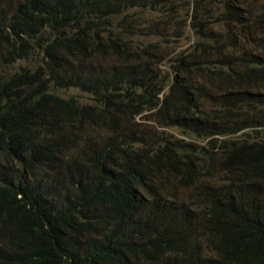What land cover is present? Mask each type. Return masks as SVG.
<instances>
[{
	"label": "trees",
	"instance_id": "trees-1",
	"mask_svg": "<svg viewBox=\"0 0 264 264\" xmlns=\"http://www.w3.org/2000/svg\"><path fill=\"white\" fill-rule=\"evenodd\" d=\"M219 2L208 21L225 34L163 72L125 43L137 25L124 13L160 14L167 40L182 0H0V59L14 66L0 71V264H264V12L251 22V0ZM107 57L120 67L107 73ZM69 89L92 103L54 92ZM144 121L212 136L211 149L141 133ZM202 229L217 250L194 240Z\"/></svg>",
	"mask_w": 264,
	"mask_h": 264
},
{
	"label": "rangeland",
	"instance_id": "rangeland-1",
	"mask_svg": "<svg viewBox=\"0 0 264 264\" xmlns=\"http://www.w3.org/2000/svg\"><path fill=\"white\" fill-rule=\"evenodd\" d=\"M13 2H16L17 0H11ZM185 3H188L191 5V10L186 14V16L182 17L180 21H175L173 24L168 25L170 28H172L171 31H169V36H167V40H165L160 35L161 32L166 28V24L164 22H161L160 14L152 13L151 10H146L144 14H141L138 10L133 11H126L124 14L127 16H133L130 17V20L137 25V27L133 30H131L129 36L125 39L126 44L132 48V46L129 43H134L135 46L139 45V47L142 48V50H148L150 55L152 56L150 60H153L155 57L156 60L161 62L160 64V71H167L168 65L176 60L177 56L179 55H188L192 52V50H196L199 47H201L204 43L207 42V40L211 39L212 41H215L216 37L219 35H224L227 31L225 26L223 25H216L208 21V19L212 18L213 16L217 15L219 16L223 9L222 5L220 4L219 0H182ZM169 2V1H168ZM160 3V2H159ZM251 3L253 5V10L251 12L250 21L253 22V15L256 16L258 14H263L264 12V0H251ZM163 5V4H162ZM240 14L242 16V13L244 8L242 6H239ZM193 11V12H192ZM125 15L116 16L113 18L114 23H123ZM193 16V18H192ZM195 21H193L194 17ZM215 16V17H217ZM141 25V28L139 26ZM148 26V28H147ZM194 28V29H193ZM206 34H210V36H207ZM257 40L262 41L264 43V37L261 36L260 32H257V35L255 37ZM210 46V40L208 42ZM2 50V47L0 46V52ZM156 53H159L158 55ZM113 58L107 57L106 63H109ZM29 61H23L18 60L16 62L15 67H27L29 66ZM157 65V63H156ZM119 65H116V62H110L108 66L106 67V72H110L113 68H118ZM11 69H14V66H6L2 60L0 59V71L2 75L7 74L8 76L14 71ZM192 84H196L195 82H192ZM53 91V90H52ZM56 95L63 97V98H74L79 104H91L92 101L90 100L89 96L77 89H69V90H55L54 91ZM163 94V93H162ZM162 98V97H160ZM205 105H207V102H203ZM147 118L151 117V112H146L145 115ZM154 119V116L152 117ZM137 122H141L137 119ZM144 123L147 125L144 126L141 130L140 127L136 129L138 132L142 133L147 128V135L151 134L155 136L156 134L153 131H156L159 133L160 131H163L165 133L170 134L171 139H177L179 141H183L184 143L191 144L192 146H200L201 148H207L208 150L211 149V147L207 146L208 141L211 140L212 136H208L207 140H195L194 138L187 137L183 135L178 129V127L174 129H162L157 126L156 123L153 121H144ZM91 127H86V129ZM102 132V128H97V133ZM92 132L87 133L92 134ZM108 135L107 129L104 132V136L106 137ZM233 136H215L214 139L216 140L214 151H218V147L221 142H227V140H233ZM83 140L81 144L85 141V137L82 136L80 138ZM97 140H100L101 137L99 135H96ZM157 138L153 137V142H156ZM177 146L181 150H185L181 144H177ZM189 150V148L187 149ZM214 153V152H213ZM223 155V153H222ZM2 158H0L1 161ZM222 175L220 172L215 173V178H219V181L222 180ZM175 190L180 192V194L177 195L179 203H183L185 209H191L195 212L196 210L193 208L194 205L197 204V201L194 200L196 198V193L194 190L189 189L187 191H181V187L176 185ZM164 197V195H162ZM167 198V197H166ZM170 201L174 202L175 198L170 195ZM195 203V204H194ZM198 210L203 211L202 207L199 206ZM194 240L199 244L200 247L207 251L211 250H217L218 246H220V238L217 235L211 234L209 230L202 229L201 231H196L194 234Z\"/></svg>",
	"mask_w": 264,
	"mask_h": 264
},
{
	"label": "clouds",
	"instance_id": "clouds-1",
	"mask_svg": "<svg viewBox=\"0 0 264 264\" xmlns=\"http://www.w3.org/2000/svg\"><path fill=\"white\" fill-rule=\"evenodd\" d=\"M211 1H213V0H211ZM224 11H225V9H223L222 13H221L219 16L215 17V18H220ZM213 24H215V23H213ZM218 24H220V23H216V25H218ZM222 25L225 26V24H222ZM219 36H220V35H219ZM221 36H222V35H221Z\"/></svg>",
	"mask_w": 264,
	"mask_h": 264
}]
</instances>
